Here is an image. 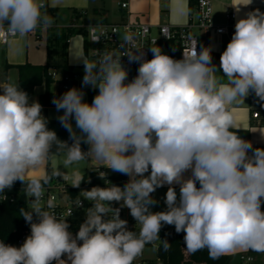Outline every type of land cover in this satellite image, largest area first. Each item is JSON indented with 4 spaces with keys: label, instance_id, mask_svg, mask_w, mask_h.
Masks as SVG:
<instances>
[{
    "label": "clouds",
    "instance_id": "clouds-1",
    "mask_svg": "<svg viewBox=\"0 0 264 264\" xmlns=\"http://www.w3.org/2000/svg\"><path fill=\"white\" fill-rule=\"evenodd\" d=\"M45 8V0H0V29L23 37L38 27H52ZM132 42L131 35H124L120 47ZM196 44L179 60L159 46L149 48L151 60L141 48L124 55L105 52L97 61L71 54L72 62L84 66L82 88L52 100L58 112L63 110L58 120L70 145L48 128L38 101L29 102L19 84L0 82V193L16 181L25 184L29 169L58 155L64 156L63 169L92 160L129 177L121 188L98 171L107 187L82 190L75 199L76 207L83 206L80 197L92 204L75 236L66 217L45 210L41 200L51 177L79 188L84 173L57 167L43 182L28 180L24 191L34 199L29 210L20 212L31 234L19 248L0 240V264H133L146 244L159 241L163 251L170 250L168 240L159 237L164 225L185 233L189 253L206 248L212 260L238 249L264 253V149L253 148L232 131L234 117L225 107L250 92L264 101V12L255 9L237 20L220 56L227 83L217 75L212 48L197 52ZM122 56L139 63L128 83ZM85 86L98 89L91 104L84 101ZM82 143L89 146L86 152ZM165 185L166 209L153 212L158 201L152 193ZM174 185H179V197ZM55 199L49 197L47 209L55 207ZM111 202L122 203L114 208ZM123 207L140 225L138 234L120 218Z\"/></svg>",
    "mask_w": 264,
    "mask_h": 264
},
{
    "label": "crops",
    "instance_id": "crops-1",
    "mask_svg": "<svg viewBox=\"0 0 264 264\" xmlns=\"http://www.w3.org/2000/svg\"><path fill=\"white\" fill-rule=\"evenodd\" d=\"M121 3L127 4V9L122 10L119 5ZM248 3V0H212V26L213 28L221 27L226 24V15L233 14L234 25L238 19L245 18L246 14L255 9H259L261 12H264V0H252V3L244 6ZM46 8L42 11H46L50 15L55 24H58L57 19H62L65 16V20L70 17H74L78 24L82 26H87L90 24L96 23H133L141 25H149L153 29L161 25H167L172 28L182 27L188 23L189 20V10L187 0H45ZM54 5V6H53ZM240 7V11L237 12L236 7ZM62 24V23H59ZM49 34V31L40 30L36 35L28 34L27 36H19L11 39L5 46L0 45V68L6 71L13 70L16 74L17 71L14 67L21 65L29 66H44L46 64L50 65L52 68L57 66L66 65L72 69L80 70L83 67V64L72 62L70 57L65 60L64 64L56 65L48 63V58L46 59L47 51L45 53H40V51L34 52L31 50V45L28 43L26 37H32L36 46H40L45 37ZM196 36L200 49L202 47L210 46L212 48V63H214L218 68V76L221 75V82L227 83V78L223 77L224 74L222 69H219L220 65V56L222 52L226 49L227 44L230 42L231 38L226 36H219L211 31L209 34H204L202 32H194ZM74 36H69L68 43L66 46L71 44V39ZM24 38V39H23ZM84 51H87V45L84 42ZM39 53V55L37 54ZM45 56V58H44ZM176 60H179L178 57H175ZM45 64H41L44 63ZM81 64V65H80ZM73 65H80L78 68H74ZM18 84V82H17ZM41 95L38 96L37 101ZM227 111L234 117V126L232 131L237 132H248L249 141L252 143L253 148H262L264 149V101H259L254 92L240 100L226 104ZM48 109H46L47 111ZM45 111V113H46ZM256 113L258 115L257 119L252 118V114ZM48 159L39 167L29 169L27 171L25 181H28L32 178H37L43 181L46 177H51L49 174L50 165L47 162ZM88 171H91L95 168H104L100 167L95 161L88 160L87 162ZM84 173V172H83ZM88 172L84 174L86 177ZM191 175V172H185V178H188ZM129 177L126 176L127 183ZM82 184V183H81ZM80 184V186H81ZM79 186V187H80ZM179 197V185H174ZM72 187V186H71ZM75 188V187H73ZM77 189V188H76ZM168 190V185L158 188L152 196L158 201V205L153 206V212L164 211L166 205L164 203L165 194ZM261 210L264 211V208L261 207ZM132 216L123 218L126 220L127 228L130 231L138 232L140 225L137 222L134 223L136 229L131 226ZM163 229L171 230L175 229L172 225H164ZM163 230L162 234H165L166 231ZM230 259L236 257V259H250V262L241 261L246 264H264V253H249L248 250L244 251L241 249L236 250L232 254L224 255ZM143 262V261H142ZM140 262V263H142ZM70 264V262H69Z\"/></svg>",
    "mask_w": 264,
    "mask_h": 264
},
{
    "label": "built area",
    "instance_id": "built-area-1",
    "mask_svg": "<svg viewBox=\"0 0 264 264\" xmlns=\"http://www.w3.org/2000/svg\"><path fill=\"white\" fill-rule=\"evenodd\" d=\"M119 7L122 10H126L127 4L121 3ZM211 16L212 0H196L194 12L189 16L188 23L182 27L172 28L167 25H161L156 29H153L149 25L133 24L129 22L121 24L96 23L82 26L78 24L74 17H70L62 24L54 23L53 26L49 28L38 27L29 34L35 35L37 38L36 34L40 30L51 31L53 29H62L65 33L71 32L73 35H80L87 45V56L89 61H97L105 54V52L112 51L118 55H124L128 51H135L136 48H141L145 54L144 58L149 60L150 47H155L157 45L166 46L168 43H173L178 47L177 57L178 59H182L183 53L190 51L195 43H197V52L201 50L194 32L209 34L211 31H214L216 35L232 38V35L235 32V25L233 23L234 15H226V24L216 28H213L212 26ZM124 35H131L133 37V42L132 44L125 45L124 48H121L120 45L123 43ZM17 36L18 35L9 33L6 29H0V45L5 46L11 39L16 38ZM68 40L69 39L65 41V44L68 43ZM96 40L99 42H94ZM121 64L128 71V77L125 83L131 82L137 75L139 63H130L127 56H122ZM47 76L51 80L52 85L55 86L53 94L48 97L47 107L56 108L52 103L54 97H60L63 93L73 87L77 89L82 88L84 66L80 70L73 69L69 73H63L60 70L50 69L48 70ZM83 91L85 92L84 99L87 103H89L91 95L98 94V89H93L91 86L83 87ZM257 117L258 115L256 113L252 114L253 119H257ZM98 171L104 172V168L92 169L87 175L88 181L85 184H81V186L77 189L71 187L69 185V181H63L62 178L59 179L56 177H51L49 182L44 185L45 192L42 197L41 204L45 207V210L55 213L57 217H66V220L70 225L69 231L73 234V236H75L78 232L79 226L86 218L85 210L92 206L91 202L84 200L83 197H80L83 206L76 207L74 205L75 199L79 197L82 190H90L95 186H99L101 188L107 187L105 180L99 178ZM106 179L110 181L107 177ZM119 187L123 188L124 186ZM8 191H10V189H5L3 193H0V203L13 201L14 196L12 194L7 195ZM50 196L56 197L54 202L55 207L53 209H47L46 207V201ZM33 198H29L27 196V204H30L29 200ZM121 203L122 202H111V206L118 208ZM129 216H131L130 210L126 207L121 208L120 218L123 219ZM138 233L139 231L137 234ZM30 234L31 229L30 227H27L14 246H21ZM62 259H66V257L62 256ZM240 260L250 262L249 258H240ZM52 264H56V262L53 261Z\"/></svg>",
    "mask_w": 264,
    "mask_h": 264
},
{
    "label": "trees",
    "instance_id": "trees-1",
    "mask_svg": "<svg viewBox=\"0 0 264 264\" xmlns=\"http://www.w3.org/2000/svg\"><path fill=\"white\" fill-rule=\"evenodd\" d=\"M189 15H191L195 10L196 0H187ZM71 32L65 33V41L72 36ZM163 53L169 55L173 59L177 57L178 47L173 43H168L166 46H161ZM175 48V51H173ZM153 58V54L150 51L149 60ZM17 71V82L20 88L28 93L29 98L32 96L35 88L43 86L44 93L39 97L38 102L42 105V114L45 117V111L48 109L47 100L49 97V89L52 85L51 80L48 78L47 73L52 67L48 64L44 66H29L21 65L14 67ZM56 70H60L63 73H69L73 69L63 65L53 67ZM95 95L90 96L89 104L92 103ZM48 128L54 130L59 140L67 141L70 145L72 141L69 139V133L61 126L59 121L48 120ZM236 132V134L242 139L249 141L248 132ZM251 155V151L249 152ZM104 172L107 173V178L110 179L111 183L116 186H124L126 181V175L116 173L110 169L104 168ZM145 175H148L146 173ZM85 177V184L88 179ZM92 179V178H91ZM96 181V180H95ZM43 182V181H41ZM27 181L23 184L21 181L14 182L10 191L7 195L12 194L14 196L13 201L0 203V240L5 244L14 246L16 241L20 238L22 233L27 229V222L21 215L20 210H27V195L25 194L24 188ZM197 187L199 184L197 183ZM153 194V193H152ZM261 207L264 208V202H262ZM185 233H177L175 229L166 231L164 239H167L171 244L169 251L165 252L162 250L160 244L157 245L155 249V260L151 262H142V264H230V259L227 256H221L218 260H212L209 258L208 250L205 248L203 250L197 251L195 254L189 253L185 247L184 243ZM151 244H146L145 246H151ZM159 249V250H157ZM249 253H262L248 250Z\"/></svg>",
    "mask_w": 264,
    "mask_h": 264
},
{
    "label": "rangeland",
    "instance_id": "rangeland-1",
    "mask_svg": "<svg viewBox=\"0 0 264 264\" xmlns=\"http://www.w3.org/2000/svg\"><path fill=\"white\" fill-rule=\"evenodd\" d=\"M57 23H61L60 19H57ZM18 37V36H17ZM28 40V43H30L31 45V50H33L34 52L36 51H40V53H45L47 51V55H46V59L48 60V63L51 64H56V65H61L64 64L65 60L68 59L69 57H71V54L73 53H82L83 55H85L87 58V51H84V39L82 37L79 36H74L71 39V44L66 46L65 45V31L62 29H53L51 31H49V34L45 37V41L42 42V44L40 46H36L32 37L28 36L26 37ZM24 39V38H23ZM39 55V53H37ZM45 58V56H44ZM42 65L45 64L41 63ZM83 64V63H81ZM80 64V65H81ZM80 65H73L74 68H78ZM78 70V69H76ZM5 81H10V82H15L17 83V79H16V74L13 70L10 71H6L4 69L0 68V82H5ZM55 90V86H51L49 89V96L53 94ZM44 93V87L40 86L34 89L32 96L29 98V102H32L33 100L37 101V98L39 95H42ZM0 94H2V90H0ZM84 101H86L84 99ZM63 114V110L61 111H57L56 108H48V110L45 113V117L47 118V120L50 121H59L58 117L60 115ZM43 115V114H42ZM73 123V127L75 128V121H72ZM78 131V130H77ZM88 145L82 143L81 144V149L83 151H87L88 150ZM56 146L53 145V147L51 148V152L53 154L56 153ZM63 160H64V156L63 155H58V156H52L48 159V163L50 165L49 168V174L51 175V172L53 169L60 167V169L62 171H67V172H71L73 168H79L82 172H84V174H86L88 172V174L90 173L89 168H87V162L88 160H84V161H80L78 164L72 165L67 169H63ZM59 179H61V177H57ZM70 183V182H69ZM71 186V185H70ZM34 199V198H33ZM160 204V203H158ZM156 204V205H158ZM154 205V206H156ZM160 206V205H158ZM31 207V204H28L27 210H29ZM153 208V206L151 207V209ZM154 210V209H152ZM34 221L36 220L35 214L33 216ZM135 219L132 218V223L131 226L134 227L136 229V226L134 225L135 223ZM27 226L30 227V225L27 223ZM164 227L162 226L160 232H159V237L161 238V240H164V235L162 234ZM139 230V229H137ZM165 231H168L167 229ZM160 244L159 241L154 242L151 246H145L142 254L137 257L134 260V264L140 263V262H151L155 260V249L157 247V245ZM20 246H17V248H19ZM66 257V255H65ZM67 259V257H66ZM230 264H246V263H242L240 261V259H236L233 258L232 262Z\"/></svg>",
    "mask_w": 264,
    "mask_h": 264
},
{
    "label": "water",
    "instance_id": "water-1",
    "mask_svg": "<svg viewBox=\"0 0 264 264\" xmlns=\"http://www.w3.org/2000/svg\"><path fill=\"white\" fill-rule=\"evenodd\" d=\"M65 19H66L65 16H63V18L61 19V23H64L66 21Z\"/></svg>",
    "mask_w": 264,
    "mask_h": 264
}]
</instances>
